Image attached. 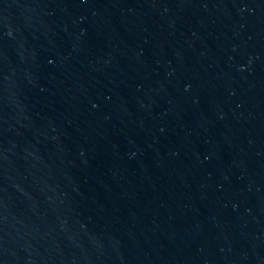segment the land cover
Listing matches in <instances>:
<instances>
[{"label":"water","instance_id":"water-1","mask_svg":"<svg viewBox=\"0 0 264 264\" xmlns=\"http://www.w3.org/2000/svg\"><path fill=\"white\" fill-rule=\"evenodd\" d=\"M0 264H264V0H0Z\"/></svg>","mask_w":264,"mask_h":264}]
</instances>
